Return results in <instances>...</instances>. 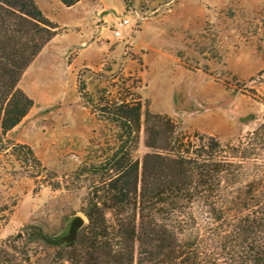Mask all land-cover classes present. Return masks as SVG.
Returning a JSON list of instances; mask_svg holds the SVG:
<instances>
[{
    "label": "rangeland",
    "instance_id": "374dc122",
    "mask_svg": "<svg viewBox=\"0 0 264 264\" xmlns=\"http://www.w3.org/2000/svg\"><path fill=\"white\" fill-rule=\"evenodd\" d=\"M36 1L59 33L22 76L34 105L7 138L30 145L45 169L0 154V198L16 203L0 239L31 225L61 237L76 216L89 223L83 208L107 177L95 168L122 142L117 102L141 100L132 143L141 160L148 139L166 141L164 122L148 113L170 117L178 133L225 144L246 141L264 121V0ZM125 17L117 37L110 28Z\"/></svg>",
    "mask_w": 264,
    "mask_h": 264
},
{
    "label": "trees",
    "instance_id": "16d2710c",
    "mask_svg": "<svg viewBox=\"0 0 264 264\" xmlns=\"http://www.w3.org/2000/svg\"><path fill=\"white\" fill-rule=\"evenodd\" d=\"M58 33L36 0H0V154L10 150L43 169L32 147L7 133L34 105L22 76ZM140 101L115 105L122 142L95 168L107 177L83 208L89 223L72 240L35 225L0 239V264H264V121L246 141L225 144L178 133L170 117L148 113L164 122L167 142L158 147L148 139L141 160L132 155ZM0 199L1 226L16 203Z\"/></svg>",
    "mask_w": 264,
    "mask_h": 264
},
{
    "label": "water",
    "instance_id": "95a60500",
    "mask_svg": "<svg viewBox=\"0 0 264 264\" xmlns=\"http://www.w3.org/2000/svg\"><path fill=\"white\" fill-rule=\"evenodd\" d=\"M85 224V220L81 216H76L72 221L71 228L68 234L63 237V240H72L77 235V232Z\"/></svg>",
    "mask_w": 264,
    "mask_h": 264
},
{
    "label": "built area",
    "instance_id": "2783aa9c",
    "mask_svg": "<svg viewBox=\"0 0 264 264\" xmlns=\"http://www.w3.org/2000/svg\"><path fill=\"white\" fill-rule=\"evenodd\" d=\"M130 24V19L128 17L118 18L116 20L115 27L110 28L113 31V34L117 37L122 36V27Z\"/></svg>",
    "mask_w": 264,
    "mask_h": 264
},
{
    "label": "crops",
    "instance_id": "0c3cea01",
    "mask_svg": "<svg viewBox=\"0 0 264 264\" xmlns=\"http://www.w3.org/2000/svg\"><path fill=\"white\" fill-rule=\"evenodd\" d=\"M100 12H101V11H100ZM103 18H104V21H106L107 16H106V17H98V18H96V19H95V25L98 23V21L101 22V21L103 20ZM96 26H97V25H96ZM51 41H52V40H51ZM51 41H50V42H51ZM50 42H49V43H50ZM49 43H47V44L45 45V47L42 49V51L38 54V56H37L35 59H37V58L39 59V58L45 53L46 49L49 47ZM35 59H34V61H35ZM34 61H33V62H34ZM33 62H32V63H33ZM32 63H31V64H32ZM31 66H32V65H30V66L28 67V69H27L26 72L24 73L23 77L27 75V73H28V71H29V68H31ZM23 77H22L21 81L23 80ZM21 81H20V86H21V88L24 89V90H26V88L22 86V84H21L22 82H21ZM26 91H27V90H26ZM27 94H28V93H27ZM29 95L32 96L31 94H29ZM35 104H36V100H35Z\"/></svg>",
    "mask_w": 264,
    "mask_h": 264
}]
</instances>
